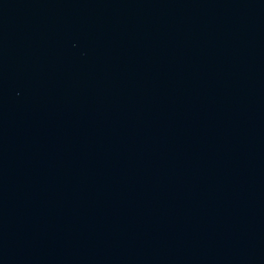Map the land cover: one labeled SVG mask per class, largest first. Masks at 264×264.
Returning a JSON list of instances; mask_svg holds the SVG:
<instances>
[{
    "label": "water",
    "instance_id": "obj_1",
    "mask_svg": "<svg viewBox=\"0 0 264 264\" xmlns=\"http://www.w3.org/2000/svg\"><path fill=\"white\" fill-rule=\"evenodd\" d=\"M0 264H264V0H0Z\"/></svg>",
    "mask_w": 264,
    "mask_h": 264
}]
</instances>
